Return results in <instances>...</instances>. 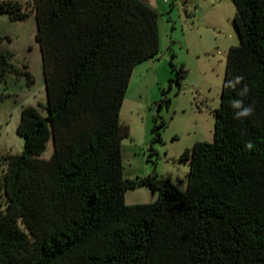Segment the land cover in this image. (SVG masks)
<instances>
[{
  "label": "trees",
  "instance_id": "obj_1",
  "mask_svg": "<svg viewBox=\"0 0 264 264\" xmlns=\"http://www.w3.org/2000/svg\"><path fill=\"white\" fill-rule=\"evenodd\" d=\"M233 2L240 43L229 49L213 140L180 155L190 165L184 189L156 172H123L131 129L120 111L134 67L160 50L157 11L144 0H32L47 114L21 111L24 149L6 172L0 264H264V0ZM3 14L16 21L30 11L3 0ZM12 57L0 46L1 79L13 73L32 85ZM174 57L180 87L187 71ZM170 103L163 89L158 111ZM154 121L150 156L167 124L159 113ZM141 185L157 199L127 204V190Z\"/></svg>",
  "mask_w": 264,
  "mask_h": 264
},
{
  "label": "rangeland",
  "instance_id": "obj_2",
  "mask_svg": "<svg viewBox=\"0 0 264 264\" xmlns=\"http://www.w3.org/2000/svg\"><path fill=\"white\" fill-rule=\"evenodd\" d=\"M20 1L30 2L31 9L32 0ZM149 3L158 13L160 50L152 63L159 67L160 75L158 79L152 71H147L137 74L129 83L120 111L121 122L131 129L122 140L123 172L131 179L156 172L160 179H169L185 189L190 165L180 160V155L196 141L213 140L215 110L221 104L229 49L240 43L234 23L236 6L233 0H150ZM5 32L12 34L6 20L0 18L1 36ZM172 54L175 64L184 65L187 71L180 87L175 80L171 81L176 76L170 65ZM163 89L167 90L171 103L158 111ZM4 93L0 80V210H5L8 204L5 177L10 157L24 149V138L17 132L20 115L11 110L10 102L2 101ZM40 109L47 114L45 108ZM155 113L167 124L162 130L163 141L155 145L157 154L150 156ZM53 151L50 141L42 156L48 159ZM156 196L158 193L149 186L141 185L127 190L126 203L152 202Z\"/></svg>",
  "mask_w": 264,
  "mask_h": 264
},
{
  "label": "crops",
  "instance_id": "obj_3",
  "mask_svg": "<svg viewBox=\"0 0 264 264\" xmlns=\"http://www.w3.org/2000/svg\"><path fill=\"white\" fill-rule=\"evenodd\" d=\"M149 1L146 3L155 9V6L149 3ZM29 3L25 4L28 9ZM29 11L30 15L26 19L16 21H12L6 14L0 15V18L6 20L9 32L12 33L5 32L3 36L0 33V46L13 52L12 62L15 65L21 69L29 70L35 77V82L32 85H28L24 77H17L13 73H8L5 81L0 77L6 90L4 94H7L6 97L4 94H1L4 97L2 101L10 102L11 110L20 116L25 106L33 105L40 109V107L43 108L47 104L46 77L42 51L40 44L36 40L37 18L32 7ZM24 46L27 47L26 50H24ZM152 59L153 57L148 58L134 67L130 85L137 74L141 75L147 71H152L157 78L159 77V67L157 68L152 63ZM151 67L153 70H150Z\"/></svg>",
  "mask_w": 264,
  "mask_h": 264
},
{
  "label": "clouds",
  "instance_id": "obj_4",
  "mask_svg": "<svg viewBox=\"0 0 264 264\" xmlns=\"http://www.w3.org/2000/svg\"><path fill=\"white\" fill-rule=\"evenodd\" d=\"M235 107H237V108L240 107L239 102H237V103L235 104ZM249 112H250V109H245L243 112L239 113L238 115L245 116V115H248ZM248 147H251V145H248Z\"/></svg>",
  "mask_w": 264,
  "mask_h": 264
},
{
  "label": "built area",
  "instance_id": "obj_5",
  "mask_svg": "<svg viewBox=\"0 0 264 264\" xmlns=\"http://www.w3.org/2000/svg\"><path fill=\"white\" fill-rule=\"evenodd\" d=\"M145 2L149 1V0H144Z\"/></svg>",
  "mask_w": 264,
  "mask_h": 264
}]
</instances>
